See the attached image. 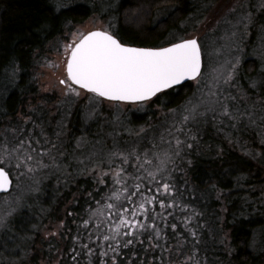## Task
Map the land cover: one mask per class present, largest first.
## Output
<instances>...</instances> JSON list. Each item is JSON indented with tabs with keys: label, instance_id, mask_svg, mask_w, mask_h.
Listing matches in <instances>:
<instances>
[{
	"label": "trees",
	"instance_id": "1",
	"mask_svg": "<svg viewBox=\"0 0 264 264\" xmlns=\"http://www.w3.org/2000/svg\"><path fill=\"white\" fill-rule=\"evenodd\" d=\"M231 1L68 0L71 7L57 12L55 0H0V132H43L50 144L60 143L61 159L70 165L69 172L60 176L47 177L51 173L45 172L38 190L23 199V207L12 217L10 230L0 231V264H89L81 248L86 243L81 222L90 203L95 206L89 196L94 195V184L82 170L94 166L87 159L92 145L97 150V141L108 147L116 141L125 147L138 138H131L135 129L151 128L162 121L152 113L153 109H167L153 105L145 112L127 115L112 112L101 101L94 108L95 119L85 121L89 111L85 98L75 104L40 90L36 65L50 51L48 47L92 16H99L107 28L111 23L112 30L126 44L166 46L174 38L195 34L200 23L217 16L218 9ZM109 2L116 7L109 9ZM254 5L250 0L242 5L252 15L247 41L253 48L249 52L252 59L247 57L238 69L237 89L231 93L237 101L227 103L230 110L254 111L259 125L264 93L251 89L249 82L264 78V51L255 53L264 32V7ZM191 90H170L172 102L168 108L183 102ZM245 94L247 98L240 99ZM54 108L58 115H54ZM59 113L65 116L60 125ZM218 117L208 118L206 125L196 122L188 126L197 141L190 140L193 148H186L177 164L173 194L175 200L177 197L187 206L180 212L185 219H172L177 224L176 234L165 228L161 247L153 249L148 241L137 245L141 250L136 264H264V145L260 143L264 127L244 128L238 124L233 128V121ZM243 123L249 122L245 118ZM7 134L11 138V132ZM82 137L85 142L77 149ZM78 156L85 160L84 164L76 163ZM32 196L37 201L31 207ZM186 219L188 227L196 232L195 240L185 230ZM72 249L80 253L75 261ZM91 260L95 264V257Z\"/></svg>",
	"mask_w": 264,
	"mask_h": 264
},
{
	"label": "snow or ice",
	"instance_id": "2",
	"mask_svg": "<svg viewBox=\"0 0 264 264\" xmlns=\"http://www.w3.org/2000/svg\"><path fill=\"white\" fill-rule=\"evenodd\" d=\"M53 7L59 12L71 5L68 0H55ZM115 7L109 2V9ZM237 11L236 6L229 8V13L235 14ZM250 18L249 13L246 17L249 23ZM244 27L247 28L248 23ZM235 35L233 32L225 39H231ZM73 36L74 39H70L63 47L66 57L65 75L60 84L64 85L66 94L76 97L83 95L90 101L98 98L99 101L123 102L137 108H151L153 105L168 108L172 102L170 90L174 91L178 87L189 90L196 88L193 96L181 106L179 126L174 120L171 126L165 127L164 132L159 134L158 142L154 138L148 145L141 147L136 144L129 148L121 147L116 141H113L111 147L97 141L100 148L87 157L94 166H85L82 170V174L91 177L94 184V195L89 193V196L95 206L90 203L88 218L82 222L84 229H89L91 225L94 230L88 233L89 243L81 246L84 255L89 257V264H92V257H95V264H136L141 250L137 249V245L143 246L148 241L153 249L161 247L160 240L165 228L170 229L175 236L177 224L168 221L169 216L175 219L174 213L168 209L179 205L170 199L174 186L168 182L171 178L168 164H174V157L180 156L185 148H193V143H189L188 139L197 141L195 135H190V124L206 117L208 112L215 114V106L221 103V97L225 101H237V97L231 94L224 96V89L234 86L240 57H236L235 63L227 62L230 70L226 75L220 73L219 69H213L219 74L211 77L215 85V90H212L208 84L206 69L212 57L219 55V52L209 51L196 36L174 38L167 46L136 47L124 43L112 30L111 23L108 29L77 31ZM233 44L237 51H241L238 43ZM205 87L209 88L206 96L203 94ZM249 87L264 93V78L250 81ZM197 93L201 95L197 96ZM212 97L215 99H211ZM246 98V94L240 97L242 100ZM261 100H264V95H261ZM176 111L169 108L171 113ZM261 113L259 125L254 111L241 112L239 108L230 110L227 103L222 104L220 115L233 121V128L238 124H242L244 128L264 127V104L261 105ZM95 117L94 111H88L84 118L88 121ZM245 118L248 124L243 123ZM144 131L143 128L140 129V132ZM8 132H11V138ZM181 134L188 139L182 140ZM84 142L82 137L77 141L76 148H81ZM47 143L50 142L45 139V144ZM124 143L127 144V141ZM260 143L264 145V135L261 136ZM55 148L56 144L45 147L34 135H26L23 130L19 133L16 129L0 132V194H4L5 203L9 202L8 197H13L15 204V207H10L7 211H0V231L10 230L12 217L23 207L22 201L26 193L22 188V180H34L37 171L48 168L45 157L55 163V157L51 155ZM77 162L84 164L83 160ZM153 167L155 171H150ZM13 171L16 173L15 185ZM13 193L17 195L13 196ZM97 196L99 199H96ZM166 200L169 202L166 203ZM186 207L182 210H186ZM158 220L163 222V227ZM35 227L33 225L34 229ZM184 227L195 240L196 232L188 227L187 219ZM72 251L76 253L72 256L75 261L80 253L76 249ZM188 259L191 260L192 256ZM139 264H143V261H139Z\"/></svg>",
	"mask_w": 264,
	"mask_h": 264
},
{
	"label": "rangeland",
	"instance_id": "3",
	"mask_svg": "<svg viewBox=\"0 0 264 264\" xmlns=\"http://www.w3.org/2000/svg\"><path fill=\"white\" fill-rule=\"evenodd\" d=\"M249 0H232L231 2H227L228 5L226 7H221L218 10V14L215 17H212L211 20H207V23H200L197 26V32L192 33L190 36H196L198 37L202 43H204L209 51H218L219 55H214L211 59V63L210 65L207 67L206 69V73L208 74L207 79H208V84L212 87V90H215V85L212 83V76L218 75V72H214L213 69H219L220 73H224L225 75L227 74V72L230 70V65H228V61H231L232 63H235L236 61V57L239 55L240 57V64L238 65L236 74H235V78L239 75V71L238 69L241 68V66H243L244 64V60L247 57H251V55H249V52L251 53V49L249 47V44L247 41H249V35H250V23H248V27L245 28L244 25L246 22V17H248V14L250 13V9L247 8H242L241 6L244 4H246ZM251 3L255 4L254 6H257L258 8L260 7H264V0H250ZM236 6L238 8L237 13L232 14L229 13V8ZM227 11V12H225ZM251 14V13H250ZM252 17V15H251ZM230 21V22H225V21ZM248 21V20H247ZM264 26V25H263ZM100 28H104V29H108L107 28V24L102 21L99 16H92L89 19H87L86 21H84L82 24L78 25L73 31L69 32L67 34L66 38H61L58 39L56 41L53 42V44H51L48 49L50 48V51L47 50V52L45 53L44 56H42L36 65V71H35V77H36V81L39 85V88L42 92L44 93H48V95H50L51 97H58V96H63V98H60L61 100L63 99H68V101H74V103H79V101H81L82 98H85L83 95L80 97H76L74 95H69L66 94V89L64 87V85L60 84V80L64 78L65 72H64V61L66 59L65 55L63 54V47L66 43L69 42L70 39H74L73 34L76 33L77 31H90V30H94V29H100ZM264 30V29H263ZM235 32L236 35L234 37H231V39H225L226 36H231V33ZM233 42H236L239 44V48L241 49V51H237L236 47L234 46ZM244 43V44H243ZM247 43V44H245ZM252 46L255 47V42L251 43ZM257 47V46H256ZM258 51V52H257ZM264 51V32L261 36V41L259 43V47L256 50L255 53H260ZM254 55V54H253ZM264 55V54H263ZM221 65H223V67H221ZM247 75V74H246ZM255 80V79H253ZM235 81H233V87H228L224 89V96H228L229 94L233 93L236 91V87H235ZM209 88L205 87L203 88V94L208 93ZM193 92H196V88L193 87L191 90V94L181 103H179L178 105H176L175 107H171L170 109H176V113H171L169 112V108H167L166 110H163L162 108H156L152 110V113H154L157 117H162V121L159 122L158 124L152 126L150 128V126L148 127H140L139 130L135 129V134L132 135L131 138H135L138 136V138H135V141H133V143H130L128 145H126L125 147H131L133 145L139 144L141 147L148 145L150 141H153L154 138L157 140L158 142V137L159 134L161 132H164L165 127L171 126L173 121L176 120L177 121V126H179L178 120H179V116H180V112L182 111V105H184L185 101L189 98L193 96ZM90 95V94H89ZM201 93H197V96H200ZM211 99H215V97H212ZM86 100V105L85 108H87L86 110H93L94 108L96 109L99 99L97 98L96 100H89L87 98H85ZM103 102H106V107L109 110H112V112H127V115H131L132 112H145L147 111L148 107H143V108H137V106L135 105H126L122 102H108V101H102L100 104H102ZM227 101H225L223 99V97H221V103L216 104V112L215 114L213 112H208L206 117H201L199 118V120L197 122L200 123H204V125L208 124V118L210 117H217V119H219L218 116H220V112L222 111V104L227 103ZM228 104V103H227ZM95 109L93 110L95 112ZM203 110V109H202ZM241 111V110H240ZM56 108L53 109V113L54 115L56 114ZM52 114V113H51ZM61 114V113H59ZM58 115V114H56ZM149 118V117H148ZM58 122L59 125L62 121H64L65 116L64 114H61L60 116H58ZM115 122H119L118 119L114 118ZM194 124V123H193ZM114 127H118L117 123L113 124ZM143 128L145 131L144 132H140V129ZM32 135V134H31ZM35 139H39L41 141V144L45 145V147H50L51 144L47 143L45 144V139H46V135L43 132H38L33 134ZM165 135H167L165 133ZM112 138H115L116 135L113 134L111 135ZM180 138L182 140L187 139V137L183 134L180 135ZM188 142L191 143L190 139H188ZM174 143V142H173ZM57 145V148L52 149L51 151V155L55 157V163H53V161L49 158V157H45L44 161L45 163H47L49 165L48 168H44L41 169L39 171H37L34 175V180H22V188L24 193H26V195H24V198L28 195H32L35 193L36 189H38L39 184L41 182V180L43 179V175L46 172V174H49L47 177H49L50 175H56V176H60L62 173H67L70 170V165L66 164L62 161L61 157L63 156V151H62V147L60 146V143H54ZM94 144V143H93ZM95 145H92L93 151L96 150V148L94 147ZM164 147H167V145H164ZM186 149V148H185ZM184 149V150H185ZM182 151L180 156L178 157H174V164L170 163L168 164V169L171 173V178L170 180H168L169 183H171L174 186V192L175 193V189H176V176H175V172L178 169V165L180 164V160H182V157L184 155L185 151ZM91 151V152H93ZM90 152V153H91ZM89 153V154H90ZM72 154H74V149L72 150ZM78 160H83L85 162L84 159H80V157H77V161ZM74 162V161H73ZM75 163V162H74ZM78 163V162H76ZM178 164V165H177ZM56 165H59V167H57ZM175 169L174 171L172 169ZM150 171H155V168H150ZM15 171H13L12 173V177L14 179V185H15ZM46 177V178H47ZM159 178V177H158ZM29 189H32V191H29ZM17 193H13V196H16ZM4 195H0V211H7L10 209V207H15V204L13 203V197H8V203L4 202L3 199ZM23 198V199H24ZM170 199H174V197L172 196ZM177 200H175L176 204L179 205V207H174L171 209H168V211L173 212L174 213V217L175 218H179L182 220L185 219V215L184 216H180V212L182 211V209L184 208V204L181 203L178 198L176 197ZM37 201V198L35 196H32L29 199L30 202V206H34V202ZM169 200H166V203H168ZM166 214V213H165ZM88 218V213L87 216L84 219ZM83 219V220H84ZM173 217L169 216L168 217V221L170 223H174V221H172ZM185 221V220H184ZM83 222V221H82ZM82 222H81V227H82ZM162 227H163V222L162 221H157ZM83 231H84V238L86 239V243H89V239H88V233L94 231L92 226L90 225L89 229H84L82 227ZM95 237L93 236V239ZM86 259L88 260L89 257L86 256ZM92 259V258H91Z\"/></svg>",
	"mask_w": 264,
	"mask_h": 264
},
{
	"label": "water",
	"instance_id": "4",
	"mask_svg": "<svg viewBox=\"0 0 264 264\" xmlns=\"http://www.w3.org/2000/svg\"><path fill=\"white\" fill-rule=\"evenodd\" d=\"M94 30H97V29H94ZM131 46H133V45H131ZM167 46V45H166ZM136 47H139V46H136ZM123 103V102H122ZM0 195H3V194H0Z\"/></svg>",
	"mask_w": 264,
	"mask_h": 264
},
{
	"label": "flooded vegetation",
	"instance_id": "5",
	"mask_svg": "<svg viewBox=\"0 0 264 264\" xmlns=\"http://www.w3.org/2000/svg\"><path fill=\"white\" fill-rule=\"evenodd\" d=\"M248 59H250V60H251L252 58L249 56V57H248Z\"/></svg>",
	"mask_w": 264,
	"mask_h": 264
}]
</instances>
